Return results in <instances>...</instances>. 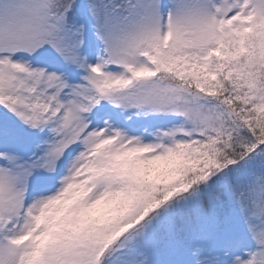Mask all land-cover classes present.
Masks as SVG:
<instances>
[{"label":"snow or ice","instance_id":"6c2138e0","mask_svg":"<svg viewBox=\"0 0 264 264\" xmlns=\"http://www.w3.org/2000/svg\"><path fill=\"white\" fill-rule=\"evenodd\" d=\"M0 264H264V0H0Z\"/></svg>","mask_w":264,"mask_h":264}]
</instances>
